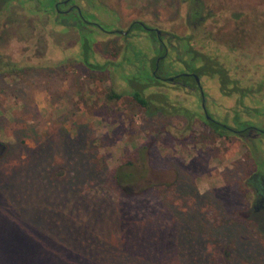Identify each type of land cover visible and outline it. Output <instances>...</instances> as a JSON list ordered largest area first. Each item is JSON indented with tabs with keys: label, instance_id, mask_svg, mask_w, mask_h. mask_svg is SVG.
Instances as JSON below:
<instances>
[{
	"label": "rangeland",
	"instance_id": "rangeland-1",
	"mask_svg": "<svg viewBox=\"0 0 264 264\" xmlns=\"http://www.w3.org/2000/svg\"><path fill=\"white\" fill-rule=\"evenodd\" d=\"M172 1L168 21L182 24ZM205 2L208 21L254 25L260 52L243 70L259 76L264 0ZM34 3L0 9V264H209L216 252L222 264H264V222L242 216L249 156L239 147L231 164L223 154L221 169V146L198 127L106 102L76 33L45 25ZM255 98L264 102V87ZM115 169L120 198L106 184Z\"/></svg>",
	"mask_w": 264,
	"mask_h": 264
},
{
	"label": "flooded vegetation",
	"instance_id": "flooded-vegetation-1",
	"mask_svg": "<svg viewBox=\"0 0 264 264\" xmlns=\"http://www.w3.org/2000/svg\"><path fill=\"white\" fill-rule=\"evenodd\" d=\"M11 1L0 0V9ZM33 1L45 14V25L51 17L53 26L76 33L73 45L90 85L108 84L106 102L129 113L139 109L147 117L166 116L172 125L198 127L199 139L221 146V169L224 155L231 164L238 160L240 147L249 156L240 158L247 175L241 189L249 192L242 216L264 222V114L259 113L264 102L255 98L264 87V72L255 76L243 70V58L260 52L252 23L211 22L205 0H178L184 23L176 25L168 21L172 0ZM257 39L263 42L264 32ZM135 92L147 101L145 108L131 97Z\"/></svg>",
	"mask_w": 264,
	"mask_h": 264
},
{
	"label": "trees",
	"instance_id": "trees-1",
	"mask_svg": "<svg viewBox=\"0 0 264 264\" xmlns=\"http://www.w3.org/2000/svg\"><path fill=\"white\" fill-rule=\"evenodd\" d=\"M107 97H108V99H111L113 97L116 98V95L114 96V95H108L107 94ZM131 97L140 106H142L144 108L147 106V101H145L143 98H141L140 94H138L137 92L132 93ZM42 149L46 150L47 148L42 147ZM118 177H119V174L117 173L116 169L110 171L106 177V179H107L106 184H107V187L111 190V192H113L115 194V196H117V198H120V197H124L125 192L122 190V188L118 184ZM190 236L191 235H189L188 237H190ZM13 239L18 242L17 236L15 238L13 237ZM209 264H222V259L217 252L213 255V258L210 256Z\"/></svg>",
	"mask_w": 264,
	"mask_h": 264
}]
</instances>
